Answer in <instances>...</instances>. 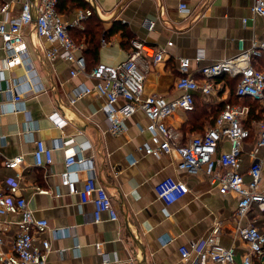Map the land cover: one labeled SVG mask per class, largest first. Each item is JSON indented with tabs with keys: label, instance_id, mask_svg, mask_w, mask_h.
I'll use <instances>...</instances> for the list:
<instances>
[{
	"label": "crops",
	"instance_id": "obj_1",
	"mask_svg": "<svg viewBox=\"0 0 264 264\" xmlns=\"http://www.w3.org/2000/svg\"><path fill=\"white\" fill-rule=\"evenodd\" d=\"M25 1L0 0V4H8L9 16L15 18L21 15ZM91 1L98 10V15L94 13L91 17L100 19L106 31L118 21L126 33L109 35L105 43L101 40L97 58L88 56L89 68L96 63L116 66L127 59L132 51L130 39L165 52L160 62L145 60L146 95L172 99L181 94L176 88L179 58L191 59L192 75L202 82L199 69L238 54L240 40L248 49L254 41L264 39V18L253 17L251 11L254 0ZM91 1L59 0L60 14L69 24L68 31L79 46V54L86 44L77 43L76 39L81 37L79 32L91 17L82 25L71 24L79 10L92 9ZM182 2L188 5L189 14L180 10ZM5 18L0 13V23ZM24 40L27 52L21 64L7 67V53L0 37V183L4 188L19 183L20 194L35 218L48 221L50 230L45 238L51 249L47 264H138L142 253L134 238L144 247L148 264H194L197 253L184 260L180 248L193 243L204 246L217 226L221 229L218 241L226 247L235 246L236 259L241 261L249 248L236 234L238 197L234 193L221 194L219 186L211 184L204 171L191 175L180 170L176 153L161 157L147 154L145 147L154 144L148 130L149 120L142 111L127 120L125 132L113 134L104 111L105 97L92 92L71 101L78 87L92 88L95 80L83 73L72 76L71 71L77 67L72 61L50 60L47 57L50 44L36 34L33 26L25 32ZM234 80L230 75L215 79L217 95L195 94L197 112H176L167 118L166 123L179 134L182 143L214 125L215 121L205 118L206 113L232 102L237 87ZM55 112L65 122L63 130L53 122ZM70 139L73 144L60 145ZM38 141L54 148L52 164H35ZM252 148L251 141L244 146V172L251 164ZM68 149L75 150L79 160L73 167L78 189L84 187L88 178L96 176L97 182L109 192L118 220H109L105 215L102 222H94V204L83 203L80 195L70 194L61 185ZM229 149L227 141L220 146V151ZM16 156L24 159L20 177L16 170L3 164ZM169 177L189 188L184 197L171 205L162 202L156 193V186ZM249 218L257 219L258 226L264 229L262 217L254 210ZM0 220L8 218L0 216ZM17 232L18 227L7 225L0 234L4 239L2 251L11 252ZM261 262L264 264V260Z\"/></svg>",
	"mask_w": 264,
	"mask_h": 264
},
{
	"label": "built area",
	"instance_id": "obj_2",
	"mask_svg": "<svg viewBox=\"0 0 264 264\" xmlns=\"http://www.w3.org/2000/svg\"><path fill=\"white\" fill-rule=\"evenodd\" d=\"M33 6L32 0H26L21 15L14 18L9 16V5L0 4V13L6 16L0 23V37L7 53L5 65L13 67L21 64L22 56L27 52L24 34L33 26L36 34L49 42L47 57L50 60L62 58L72 61L77 65L76 69L71 71L72 76L83 73L95 80L92 88L85 85L78 87L72 102L92 92L105 97L107 102L104 111L110 131L115 135L125 132L127 120L136 112L142 111L149 120L148 130L152 133L154 144V147H145L147 154L161 157L176 153L180 160V170L191 175L204 171L210 183L219 186L221 194L234 193L238 197L235 211L236 234L249 248L244 258L237 261L235 246L226 247L218 241L221 229L217 226L204 246L199 247L193 243L189 247L180 248L184 260H188L193 252L198 255L194 264H254L255 259L264 260V229L258 226L257 219L249 218L253 210L264 213V155L260 157L264 154V119L254 120L252 127L248 128L244 123L249 119L250 108L226 102L214 125L187 143H182L179 134L166 123L167 118L176 112L194 111L197 92L206 96L217 95L214 80L224 75L238 79V97H250L264 109V69L255 64L256 61L264 59V39L254 41L248 49L245 48L244 41L240 40L238 54L199 69L202 82L192 75L191 59L179 58L180 76L176 88L181 94L168 99L145 94L148 70L145 60L160 62L164 59V51L157 52L143 41L133 39L132 51L127 59L116 66L99 63L88 71L85 57L79 54V46L69 34V24L58 11V0H38L36 19L33 17ZM180 10L185 14L190 13L185 2L180 4ZM251 11L253 17L264 18V0H254ZM94 13L90 8L79 10L75 22L71 25H82V22ZM201 58L198 57L197 61ZM8 91L14 92L12 89ZM52 119L58 128H65V122L58 113L55 112ZM252 135L255 136V144L249 153L251 164L244 172L242 153ZM224 141L230 144L228 151H220ZM73 143L74 140L70 139L60 145L66 147ZM53 153L54 148H48L43 141H38L34 153L35 164H52ZM23 161L22 156H16L4 160L3 164L16 170L20 177ZM78 162L76 151L68 149L66 169L60 176L61 185L67 187L70 194L80 195L83 203L91 201L94 204V222H102L105 215L109 220H118V212L111 196L107 189L97 182L96 176L88 178L84 187L78 189L77 180L73 176V167ZM246 176L249 177L248 181ZM41 192L47 193L46 190ZM188 192L189 188L183 182L171 177L156 186L158 198L167 205L180 200ZM0 216L8 218L0 220V234L6 231L7 225L18 227L11 252L6 253L0 249V264H47L51 244L45 234L50 230L49 223L47 220L35 218L27 200L20 194L19 183H10L7 188L0 183ZM3 242L4 239L0 236V246Z\"/></svg>",
	"mask_w": 264,
	"mask_h": 264
},
{
	"label": "trees",
	"instance_id": "obj_3",
	"mask_svg": "<svg viewBox=\"0 0 264 264\" xmlns=\"http://www.w3.org/2000/svg\"><path fill=\"white\" fill-rule=\"evenodd\" d=\"M59 3L60 2L58 0V6H59ZM82 7H84V6H82ZM58 11H59V7H58ZM124 30H125V27L121 24V22H118V21L117 22L115 21L113 23L112 27L107 31L104 27V23L100 19L96 18L95 16L89 18L86 21L85 29L83 31L79 32L81 37L78 38V40L76 39V41H77V43L84 42L86 44V48L83 50V53L81 55L84 56L86 59L88 71H91L92 69H94L99 64V63H96L94 66L89 68L88 56L89 55L92 56L93 59L97 58L98 53H99V49L101 48V40L107 39V37L109 35H114L115 33L119 32V31H123L125 34L126 31H124ZM129 41H132V39H130ZM130 51H131V49H130ZM263 60L264 59H260L258 64L256 65L260 69H264V62L261 63V61H263ZM234 81H235V85L237 86L238 79H235ZM195 100H196V95H195ZM231 103L239 104L242 106H247L250 108L249 119L247 120L246 123H244L245 126L248 128L252 127V122L254 120L259 121V120L264 119V109L261 107V105L257 101L251 99L250 97H243V98L238 97L236 95V87L234 89V99L232 100ZM198 105L199 104L197 103V101H195V109H194V111H192L190 113L197 112ZM223 106H224V104H220L218 108L213 109L210 113L208 111L206 113L205 118L207 120L208 119L210 120V118H211V122L213 123L214 121H216V119H217L219 113L221 112ZM249 141L253 142V145L255 144V139H254L253 135ZM254 211L256 212L257 215L260 216V218L262 217V220H263L262 223H264V219H263L264 213L259 212L257 210H254ZM256 264H262V262L260 260H256Z\"/></svg>",
	"mask_w": 264,
	"mask_h": 264
},
{
	"label": "water",
	"instance_id": "obj_4",
	"mask_svg": "<svg viewBox=\"0 0 264 264\" xmlns=\"http://www.w3.org/2000/svg\"><path fill=\"white\" fill-rule=\"evenodd\" d=\"M32 1H33V4H34V6H33V17H34V19H36L37 18V9H36V6H38V0H32ZM91 7L95 11V13H97V15H98L97 7L94 5L93 1H91ZM134 242L139 246L140 251L142 253V258L139 260V263L138 264H148L147 263V260H146L145 249H144L143 246H141L140 240L137 239V238H134Z\"/></svg>",
	"mask_w": 264,
	"mask_h": 264
},
{
	"label": "rangeland",
	"instance_id": "obj_5",
	"mask_svg": "<svg viewBox=\"0 0 264 264\" xmlns=\"http://www.w3.org/2000/svg\"><path fill=\"white\" fill-rule=\"evenodd\" d=\"M263 264V263H262Z\"/></svg>",
	"mask_w": 264,
	"mask_h": 264
}]
</instances>
